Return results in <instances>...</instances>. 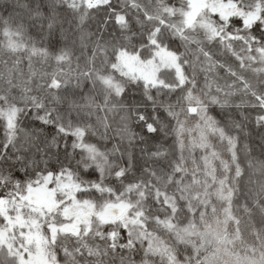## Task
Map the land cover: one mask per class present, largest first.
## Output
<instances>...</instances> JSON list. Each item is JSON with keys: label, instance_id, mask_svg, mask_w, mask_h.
<instances>
[{"label": "snow or ice", "instance_id": "snow-or-ice-1", "mask_svg": "<svg viewBox=\"0 0 264 264\" xmlns=\"http://www.w3.org/2000/svg\"><path fill=\"white\" fill-rule=\"evenodd\" d=\"M0 53V264H264V0H0Z\"/></svg>", "mask_w": 264, "mask_h": 264}, {"label": "trees", "instance_id": "trees-1", "mask_svg": "<svg viewBox=\"0 0 264 264\" xmlns=\"http://www.w3.org/2000/svg\"><path fill=\"white\" fill-rule=\"evenodd\" d=\"M42 2L44 3L45 11H47V10H48V0H42ZM53 2H54V0H53ZM115 2H116L117 4H119V3L123 2V0H115ZM142 2H144V3H148V4H151V3H154L155 0H142ZM33 31L35 32V29H33ZM0 54H2V53H0ZM21 55H23V53H21ZM24 63L26 64L27 61L25 60ZM73 66H74V65H73ZM0 136H2V132H0ZM9 150H11V149H9ZM13 155H15V153H13ZM17 163H19V162H17ZM76 220H77V219H76ZM78 222H79V220H77V223H78ZM75 225H76V224H69L67 227H68L69 230H75V229H76V226H75Z\"/></svg>", "mask_w": 264, "mask_h": 264}, {"label": "flooded vegetation", "instance_id": "flooded-vegetation-1", "mask_svg": "<svg viewBox=\"0 0 264 264\" xmlns=\"http://www.w3.org/2000/svg\"><path fill=\"white\" fill-rule=\"evenodd\" d=\"M42 198H44V197L42 196ZM80 208H81V207H80ZM83 209H84V207H83ZM86 210H87V209L85 208L84 211H86ZM78 211L81 212V210H78ZM73 213H76V214H77L78 212H73ZM76 216L79 218V221L87 218V215L85 216L83 213H81V214L79 213V214H77ZM75 226H76V225H75Z\"/></svg>", "mask_w": 264, "mask_h": 264}, {"label": "rangeland", "instance_id": "rangeland-1", "mask_svg": "<svg viewBox=\"0 0 264 264\" xmlns=\"http://www.w3.org/2000/svg\"><path fill=\"white\" fill-rule=\"evenodd\" d=\"M81 208H83V207H81ZM81 208H77L74 212H78L77 214H81L82 212H79L78 210H80ZM85 209V208H84ZM83 209V210H84ZM87 209V208H86ZM88 211V209L86 210V211H84V212H87ZM76 213H72V215H73V217L75 218V219H77V220H79V218L76 216L77 215ZM84 214V213H83ZM85 215V214H84ZM86 216V215H85Z\"/></svg>", "mask_w": 264, "mask_h": 264}, {"label": "water", "instance_id": "water-1", "mask_svg": "<svg viewBox=\"0 0 264 264\" xmlns=\"http://www.w3.org/2000/svg\"><path fill=\"white\" fill-rule=\"evenodd\" d=\"M82 213H84L85 215H87L88 211L87 212H84L83 208L80 209Z\"/></svg>", "mask_w": 264, "mask_h": 264}]
</instances>
